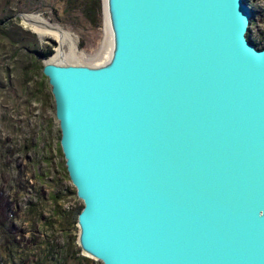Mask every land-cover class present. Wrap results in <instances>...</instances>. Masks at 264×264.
Segmentation results:
<instances>
[{
  "label": "water",
  "instance_id": "95a60500",
  "mask_svg": "<svg viewBox=\"0 0 264 264\" xmlns=\"http://www.w3.org/2000/svg\"><path fill=\"white\" fill-rule=\"evenodd\" d=\"M98 65L42 63L80 252L264 264V49L244 0H101Z\"/></svg>",
  "mask_w": 264,
  "mask_h": 264
},
{
  "label": "rangeland",
  "instance_id": "374dc122",
  "mask_svg": "<svg viewBox=\"0 0 264 264\" xmlns=\"http://www.w3.org/2000/svg\"><path fill=\"white\" fill-rule=\"evenodd\" d=\"M244 1L254 12L246 37L264 45V0ZM27 15L40 16L71 40L61 45L52 37L41 38L24 20ZM105 28L102 10L93 26L67 0H0V190L11 201L8 217L19 240L9 242L10 233L0 227V264H101L77 245L75 216L82 201L72 194L41 68L50 59L98 65L104 59L98 51L109 45ZM49 47L47 58L33 53ZM57 193L60 199L54 202Z\"/></svg>",
  "mask_w": 264,
  "mask_h": 264
},
{
  "label": "trees",
  "instance_id": "16d2710c",
  "mask_svg": "<svg viewBox=\"0 0 264 264\" xmlns=\"http://www.w3.org/2000/svg\"><path fill=\"white\" fill-rule=\"evenodd\" d=\"M67 3L77 4L79 8L81 9V12L83 13L84 17L89 21V23L92 24L93 26L97 25L100 15H101V10H102L101 0H67ZM252 13L254 14L253 11ZM251 19H253V15ZM249 42L253 44L254 47L257 49H264V45L255 43L251 40H249ZM33 53L37 57H41L44 59V58L49 57L52 54V49L49 47L43 51L35 50L33 51ZM47 160L49 159L47 158ZM72 194L75 195V191L72 192ZM8 199L9 198H7L0 190V227L10 233V237L7 238L9 239V242H12V243L15 242L17 244L19 243V240L16 239V234H15L17 233V230L12 225V220L9 219L8 217V214L12 212L11 211L12 204H11V201L10 202L8 201ZM58 199H60L58 193L57 195L55 194L52 196V200H54V202L55 201L57 202ZM81 208L76 212L75 218H77V215L80 212ZM65 223H66V220H65Z\"/></svg>",
  "mask_w": 264,
  "mask_h": 264
},
{
  "label": "bare ground",
  "instance_id": "6f19581e",
  "mask_svg": "<svg viewBox=\"0 0 264 264\" xmlns=\"http://www.w3.org/2000/svg\"><path fill=\"white\" fill-rule=\"evenodd\" d=\"M24 20L30 24V26L32 27V30L34 32H36L41 38L44 36H49L54 38L55 40L59 41V43L61 45H63L67 40H71L69 34H67L66 32H64L61 28L56 27L51 25L49 22H47L46 20H44L43 18H41L38 15H27L24 16ZM106 27V25H105ZM107 33L108 30L107 28H105ZM74 48V45L72 46V49ZM59 49H62L61 47H59ZM58 49V51H60ZM71 50V49H70ZM74 50H72L71 52H73ZM61 53V52H60ZM102 54H106L107 56L109 55V51H103L99 50L97 55H102ZM58 56V53L56 54ZM47 62H55V59L52 60H46Z\"/></svg>",
  "mask_w": 264,
  "mask_h": 264
}]
</instances>
